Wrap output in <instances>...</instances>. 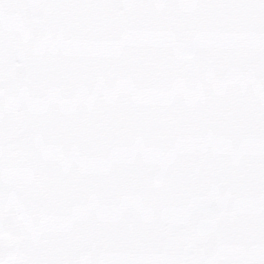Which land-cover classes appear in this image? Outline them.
<instances>
[{
	"label": "snow or ice",
	"instance_id": "snow-or-ice-1",
	"mask_svg": "<svg viewBox=\"0 0 264 264\" xmlns=\"http://www.w3.org/2000/svg\"><path fill=\"white\" fill-rule=\"evenodd\" d=\"M0 264H264V0H0Z\"/></svg>",
	"mask_w": 264,
	"mask_h": 264
}]
</instances>
